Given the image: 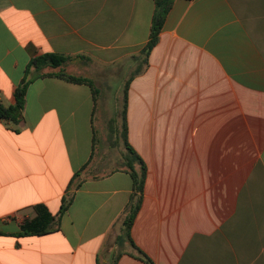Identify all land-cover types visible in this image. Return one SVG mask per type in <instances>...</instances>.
Listing matches in <instances>:
<instances>
[{
  "label": "crops",
  "instance_id": "0c3cea01",
  "mask_svg": "<svg viewBox=\"0 0 264 264\" xmlns=\"http://www.w3.org/2000/svg\"><path fill=\"white\" fill-rule=\"evenodd\" d=\"M154 12V0H0V102L31 79L23 120L0 119V264H112L134 193L114 115L103 124L114 96L147 167L137 248L153 264H264V0H174L144 61ZM48 52L90 75L97 103L87 84L28 71ZM70 194L57 231L17 235L35 205L56 215ZM124 248L116 264H150Z\"/></svg>",
  "mask_w": 264,
  "mask_h": 264
},
{
  "label": "trees",
  "instance_id": "16d2710c",
  "mask_svg": "<svg viewBox=\"0 0 264 264\" xmlns=\"http://www.w3.org/2000/svg\"><path fill=\"white\" fill-rule=\"evenodd\" d=\"M155 2V12L152 20L151 34L148 44L142 49L141 55L145 61L146 57L149 55L150 50L157 43L159 33L161 32L164 21L168 12L170 11L174 0H154ZM71 56H67L61 53L48 52L37 57H34L30 64L28 65V71L31 68H35L39 72L40 77H56L69 82L78 84H87L91 87L94 101L97 103L99 90L95 87L94 82L87 77L74 75L66 70L64 67L72 60ZM47 67L54 69H59V71L54 73H43L42 71ZM135 75V74H134ZM133 75V76H134ZM31 79L25 77L20 85L17 86L14 96L16 103L6 106L0 102V119L11 121L19 124L23 120V112L26 106V96L27 90ZM119 119L113 118L109 123L110 129V143L115 145V142L120 138L124 139V145L127 153L124 154V164L126 166L127 172L130 173L133 179L134 193L132 194L130 203L126 207V217L123 221L122 232L117 237L116 243L119 247V252L112 259V264H116L117 260L124 250V245L127 241L130 242L132 247L138 250V256L146 260L148 263L153 264L151 259H149L137 246L134 244L131 238V228L133 225L134 218L140 208L142 202V192L145 183L147 167L142 158L135 152L131 147L127 139V124H126V97L124 96V104L121 111V123L118 124ZM117 143V142H116ZM79 177V172H77L72 179L70 184L71 187H78L80 184L75 182ZM73 195L70 194L62 200V205L59 212L54 215L44 204H37L34 206V215L32 217L25 218L21 225L20 231L17 233L18 236H41L48 233L57 231L60 227V220L62 215L67 211L73 201Z\"/></svg>",
  "mask_w": 264,
  "mask_h": 264
},
{
  "label": "rangeland",
  "instance_id": "374dc122",
  "mask_svg": "<svg viewBox=\"0 0 264 264\" xmlns=\"http://www.w3.org/2000/svg\"><path fill=\"white\" fill-rule=\"evenodd\" d=\"M93 67V66H92ZM70 73V72H69ZM71 73H73V72H71ZM87 76V78L88 77H90V75L89 74H87L86 75ZM86 76H84V77H86ZM111 84H112V86H115V89H116V86L118 85V84H122V82L120 83V82H118V81H112L111 82ZM120 88H118V90H119ZM122 90V89H121ZM108 101H109V103H110V109H109V114H105L104 113V115H103V124H105L104 122H105V120H104V116H106V115H108V116H106V119H108V118H113V115H114V118H117L118 119V117H116L117 115H116V112L118 113V111H121V108H123V106H121V104H123V97H117V98H115V96L114 97H111V98H108ZM120 113V112H119ZM95 117L97 118V120L95 121L96 122V124H100V115H95ZM121 120L119 119V122H118V124H120L121 122H120ZM106 130H107V128H106ZM98 134H99V137L101 136V133H100V131L98 132ZM118 141H119V144H120V147L121 148H123V146H124V139L120 136V138H118ZM109 146H110V144H108V143H105L104 145H103V152H105L106 150H108L109 149ZM110 148L112 149V150H114L113 149V147L112 146H110ZM121 148H119V151L117 150V152H121ZM122 151H123V149H122ZM116 152V151H115ZM124 152L125 153H127V151H126V149L124 150ZM122 232V231H121Z\"/></svg>",
  "mask_w": 264,
  "mask_h": 264
}]
</instances>
